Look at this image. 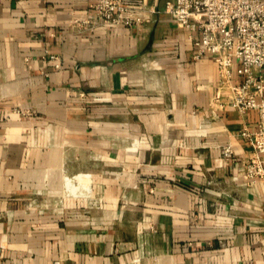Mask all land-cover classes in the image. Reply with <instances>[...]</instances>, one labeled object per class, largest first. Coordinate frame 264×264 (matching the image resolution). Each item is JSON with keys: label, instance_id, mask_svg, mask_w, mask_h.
Instances as JSON below:
<instances>
[{"label": "crops", "instance_id": "obj_1", "mask_svg": "<svg viewBox=\"0 0 264 264\" xmlns=\"http://www.w3.org/2000/svg\"><path fill=\"white\" fill-rule=\"evenodd\" d=\"M95 1L0 0V264H264L239 136L257 111L219 104L228 83L166 0L82 31Z\"/></svg>", "mask_w": 264, "mask_h": 264}, {"label": "built area", "instance_id": "obj_2", "mask_svg": "<svg viewBox=\"0 0 264 264\" xmlns=\"http://www.w3.org/2000/svg\"><path fill=\"white\" fill-rule=\"evenodd\" d=\"M89 8V12L74 19L82 31H91L98 24L137 26L151 21L155 13L143 0H97ZM163 12L192 42L193 59L205 54L213 57L220 79L229 88L228 99L219 104L239 114L257 111L255 127L245 125L239 131L250 145L249 153L241 160V174L247 183L263 182L264 0H166ZM233 72L239 81L230 82ZM220 157L225 164L236 160L229 143L220 147Z\"/></svg>", "mask_w": 264, "mask_h": 264}]
</instances>
